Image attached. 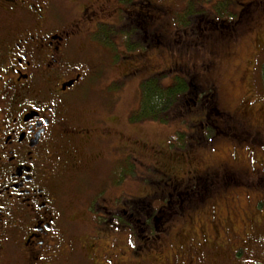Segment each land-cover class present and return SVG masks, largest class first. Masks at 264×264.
Masks as SVG:
<instances>
[{"label":"flooded vegetation","instance_id":"af4514ba","mask_svg":"<svg viewBox=\"0 0 264 264\" xmlns=\"http://www.w3.org/2000/svg\"><path fill=\"white\" fill-rule=\"evenodd\" d=\"M56 1L76 7L66 24L51 6L53 0H0V17L7 19L0 27L4 30L0 31V264H180V260L182 264H215L220 256H228L234 264H264V245L256 239L262 233L264 212L253 215L239 236L234 231L216 237L212 229L205 228L202 230L209 235L201 230L204 237L189 235L185 239L188 231L182 229L174 236L185 239L182 256H174L172 242L164 239L177 222L172 217L167 222L174 223L160 226L152 237L155 244L143 242L140 224L146 214L152 217L151 210H146L153 195L143 192L125 199V165L141 170L147 164L149 184L161 180L171 186L165 206L185 212L213 200L226 189L225 180L235 174L218 171L209 187L204 178L188 175L185 187L178 188L173 180L176 176H167L160 164L163 151L157 144L125 137V125L132 124L128 119L115 114L112 107L74 111L70 105L75 93L89 85L86 68L71 60L76 43L84 47L89 41L99 51H110L118 71L112 82L124 85L136 76L143 80L178 69L193 72L196 66L192 59L176 55L175 47L195 42L189 36L207 35L215 23L209 28L199 21L196 33L191 27L187 36L175 29L173 49L160 51V28L169 24L168 11L160 0V4L156 0ZM203 1L210 5L220 0ZM262 2L229 0L236 9L231 13L239 18L249 9L255 12ZM180 14L173 11L171 21ZM137 37L146 44L140 53L133 54L134 47L130 48ZM257 43L264 49V38ZM254 65H249L252 70ZM216 108L215 98L212 112L207 110L203 115L216 113ZM200 139V144L207 141ZM191 157L188 155L189 162ZM100 162L110 163L106 177L112 179L111 187L103 186L89 203L85 200L82 214L68 213L61 200L63 183L81 175L97 176ZM263 169L254 171V181L264 179ZM260 204L264 207V199L256 206ZM75 207L77 204L70 201L69 211ZM155 221L161 220L156 217ZM82 223L84 227L91 225L92 234L78 237L65 227ZM71 233L75 236L69 237ZM125 238L128 243L135 242L128 252Z\"/></svg>","mask_w":264,"mask_h":264},{"label":"rangeland","instance_id":"374dc122","mask_svg":"<svg viewBox=\"0 0 264 264\" xmlns=\"http://www.w3.org/2000/svg\"><path fill=\"white\" fill-rule=\"evenodd\" d=\"M54 1L51 6L56 14L62 15V22L66 24L70 20L71 14L76 11V7L72 8L71 5L73 3L71 2L63 4L60 1ZM242 1L248 2L250 0ZM262 1L255 12L249 9L248 14L242 18L231 13L232 8L233 12L236 11L234 5L232 7L231 4L228 7L229 15L224 14L223 12L227 11V9L221 10L219 5L211 8L210 11L206 9L201 12L203 6L200 3L192 4L193 16L195 17H188L190 23L200 18L202 25L210 28V23L216 17L218 23L211 24L213 29L207 35H201L199 43L197 39L195 40L196 47L192 46L193 43L187 46L183 45V43L177 44L175 47L174 53L179 57L185 58L188 55L192 57L193 64L196 66L193 72L178 69L165 74L166 78L163 83H170L172 80L170 77L177 74H179L178 76L186 75L195 80L198 78L201 81H199L200 85H197V90L201 91V93L209 90V84H211L215 91L216 106L227 111V113H235L233 119L230 114H219L220 121L226 124L230 132H228V128L222 129L220 125L221 133L224 136L217 142L218 153L209 152L207 149L209 146L200 144L201 147L195 150V155L198 163H200L201 170L205 173L206 187H209L214 173L220 170L233 172L235 176L232 179H237L238 184L236 186L228 185L226 189H221L213 200L201 205L197 210H189L183 219L177 221L175 226L169 229V234L164 239H169L172 242L171 250L174 256L179 255V253L181 256L183 255L184 240L189 235L194 238L202 235L201 232L195 231L192 222H196L197 229L200 230L205 228L211 230L213 228L212 225H215L212 236L217 237L219 234L224 237L234 231H237L236 235L239 236L249 225V220H252L253 215L255 217L257 212H264L263 206H256L260 198L264 199V179L257 180L258 182L261 181L259 183L253 179L254 171L264 168V151L260 147L258 148V145L263 146L264 141L255 136V131L261 134L260 137L264 136V107L258 103V101L264 103V85L261 70V62L264 60V49H259L260 46L257 43L259 39L264 38V0ZM191 2L190 0H160V4L156 0V3L168 11L166 23H169L162 25V28H160L164 34L160 36V51L165 48L168 50L170 48L173 49L174 31L179 27L178 17L176 20L171 21L173 11L178 10L181 13L187 11L190 9L189 3ZM204 6L208 7L209 5L205 2ZM198 13L200 14L196 16ZM201 15L204 18H201ZM173 22H175L176 26L171 24ZM6 23L7 19L0 17V27H3ZM0 31L4 30L0 28ZM182 34L187 36L185 32ZM189 37L190 40L195 39L193 36ZM127 43L129 44V42ZM145 44H141L137 37L130 49L134 47L132 53L137 54L143 50ZM84 45V47H80L78 43L75 44L71 60L82 64L86 68L88 73L87 84L89 85L78 94L75 93V97L71 99L72 102L70 103V105L72 104V109L74 111H93L96 109L100 111L112 107V111L115 114H119L122 118L125 117V120L129 119L133 109L138 105L141 78L136 76V79H128L124 85L114 84L112 80L117 76L118 71L113 67L111 52L105 48L99 51L95 46H90L89 41H85ZM165 53L167 54L168 51ZM250 62L255 63V70H252V67L250 68ZM253 96L255 97L254 99L252 98ZM110 113L112 112L109 111L108 114ZM213 119L215 120V114ZM134 124L125 125V137L130 135L138 137V139L146 140L148 145L157 143L158 147L177 128L174 122L167 125L159 121H146L132 127ZM225 136L231 139L226 140ZM177 142V140L171 142L173 148L177 147ZM174 150H178L179 153L185 152L178 148ZM222 165L225 167L221 168ZM145 166L147 164L140 170L139 166H132V169H130V165H125V176L129 171L133 172L125 177V186H123L125 188V199L134 198L137 194L148 191V188L151 187V185H147L150 173L147 172L148 170ZM172 166L174 172L181 168L177 162H173ZM109 167L110 163L104 165L100 162L98 163L99 171L97 176L93 174L81 175L67 181L66 184L65 182L63 183L61 200L64 209L68 213L82 214L86 208L85 200L87 204L96 192H100L99 190L103 186L111 187L112 179L106 177ZM184 168L185 166L182 169ZM262 173L264 174V169ZM182 174L183 172L180 171L178 176ZM225 181L231 183L234 180ZM221 184L222 182L220 187ZM70 201L75 202L77 207L69 211ZM155 203V208H158V203ZM163 210L165 220L160 225L161 228L174 223L167 222L170 219V217L168 218L170 209L163 208ZM220 219L223 220L222 223L226 225V228L221 229L217 226ZM255 219H258V217ZM130 224L131 222L129 226ZM82 225L83 223L79 227L74 225L65 227H68V230L75 231L78 237L92 234L90 224L87 223L86 227ZM141 227V234H145L146 237L150 236L149 227L144 224ZM132 228L133 224L132 227L130 226V229ZM182 229L188 231L185 239L174 237L178 236L179 231L182 232ZM157 230L156 225V233ZM261 231V234L256 235V239L261 240L264 245V226H262ZM73 236H75V233L69 235V237ZM69 240H72V238H69ZM238 244L243 245V240H239ZM128 248L131 247L128 246L125 238V252H128ZM180 264H182L181 260ZM215 264H234V260H230L228 256H220L219 261Z\"/></svg>","mask_w":264,"mask_h":264},{"label":"trees","instance_id":"16d2710c","mask_svg":"<svg viewBox=\"0 0 264 264\" xmlns=\"http://www.w3.org/2000/svg\"><path fill=\"white\" fill-rule=\"evenodd\" d=\"M190 1L193 2V3L192 2L189 3L190 9L178 15V19H179L178 28H180L182 33L183 32L187 33V30L191 27L194 28L195 33L197 31L198 28L197 24L200 21V18H198L196 21H191V23L188 21V17H195L193 16L192 4L200 3L203 6L201 12L206 8L204 6L205 2L203 0H190ZM209 2H213V1H209ZM229 4H231L229 3V0H220L215 3H211L209 5L208 11H210L211 8H213L214 6L219 5L221 10L227 9V11L225 10L223 13L229 15V11H228ZM199 14L200 13L196 14V16ZM212 22L218 23L217 17L214 18ZM189 34L192 35L191 32H189ZM192 36L198 40V43L201 41L200 39L201 35L196 34ZM191 43H193L192 46L196 47V44L194 42H189V41H186L185 44L183 43V45L187 46ZM187 57L192 59V57L189 55ZM261 65L262 68L261 66L260 68L262 70V82L264 85V60L261 62ZM255 68L256 67L254 65L253 70H255ZM178 75L179 74L173 75V77L171 78L172 80L171 81L169 80L170 83H163V81L166 78L165 75L156 78L149 77L141 80L139 85V92H138V97H139L138 105L136 108L133 109L132 113L130 114V117L128 116L129 117L128 120L129 122L136 124H140L141 122H146V121H150V122L159 121L160 123L167 125L168 123L170 124L171 122L176 123L177 128L173 130L171 134H169L166 137V139L160 143V147H161L160 150L163 151L162 154L163 158H159V159L161 166H163V168L168 172V173L166 172L167 176L169 177L176 176V178L173 179L178 183L176 186L178 188H184L185 178L188 175L204 178L205 180V173L201 170L200 163H198L197 157L195 155L196 154L195 150L201 147V145H199L200 144L199 141L200 138H198L199 135L201 137L200 140L203 139L207 140L204 144L206 146H209L207 147L209 152H211V150L213 151V149H215V152H217L219 149L216 147L218 145L217 142L220 140L221 137L224 136V134L221 133L220 125L222 129H226L228 127L226 126V124H223L220 121V117L217 116L216 113L230 114L232 116V119L233 117H235V113L234 112L227 113V111L217 107L216 113H211L208 117L204 116L203 114L205 113V111L208 110L212 112L214 99L216 97L212 85L209 84L210 85L209 90H207L205 93H201V91L197 90L198 89L197 85H200L199 81L201 80H198V78L197 80H195L186 75L184 76H178ZM252 98L254 99L255 97L253 96ZM258 103H260V106L262 104L264 107V103L260 101H258ZM214 114H215V120L213 119ZM208 121L211 123L210 125H208ZM213 123H215L216 127L213 125ZM228 132H230L229 128H228ZM255 133H256L255 136L259 137L264 141L263 136L260 137V135L256 131ZM225 138L226 140L231 139L228 136H225ZM173 140L178 141L177 142L178 145L176 148L185 152L179 153L178 150L175 151L174 149L176 148H173V144L171 143ZM259 147L261 148V150L264 151V144L263 146L258 145V148ZM188 155H192L190 162L188 161ZM173 162H177L179 164V167H181L175 172L172 166ZM183 166H185L184 169H182ZM180 171L183 172V174L181 176H178V173ZM129 174H132V172L129 171L127 175ZM230 180H234V181L231 183H228L229 181H227V186H225V188L228 187V185L236 186L238 184L236 181L237 179L231 178ZM158 182L159 183L155 182L154 184L148 183L147 185L149 186L151 185V187L148 188V191H145L148 192V194L151 193L153 195L152 199L148 203L149 206L146 210V212L148 211V209L151 210L152 217L150 218L146 214L145 219H143L140 224L142 226L144 224L145 226L149 227L150 236L146 237V235L141 234V240L143 242L145 241L148 245H151V243L155 244V242H153L152 240V237L157 234L155 232L154 227L157 225L158 226L157 228H159L160 225H162L165 220V216H164L165 213L163 208H169L170 212L168 214V218L172 217L176 221L183 219L188 213L187 211L185 212L180 208L175 210L173 207L165 206L166 201L169 199V196H167V194L169 193L168 190H170L171 186L164 185L161 180H159ZM155 202L158 203L157 204L158 208H155V204H156ZM194 210H197V208L192 209V211ZM156 217H159L161 221L156 223L155 221ZM222 222L223 220L221 219L218 220L217 226L221 229H224L226 228V225L223 224ZM192 224L194 225V229L196 232L201 231L200 229H197L196 222H192ZM212 230L215 229L212 228ZM139 231L142 232V227L140 228ZM202 231L205 232V230ZM205 233L206 235H209L208 231ZM202 236L204 237L203 234ZM226 242L227 240L224 241L225 245L227 246ZM128 244L131 247V245H134L135 242L130 240Z\"/></svg>","mask_w":264,"mask_h":264}]
</instances>
